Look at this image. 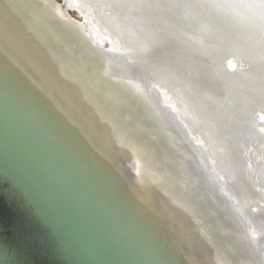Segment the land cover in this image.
Segmentation results:
<instances>
[{"label":"bare ground","instance_id":"bare-ground-1","mask_svg":"<svg viewBox=\"0 0 264 264\" xmlns=\"http://www.w3.org/2000/svg\"><path fill=\"white\" fill-rule=\"evenodd\" d=\"M65 2L67 5L66 0ZM78 2L85 15L93 18L102 31L116 40L117 48L100 49L103 54L101 56L114 62L118 70L128 71L135 76L133 79L140 90L136 92L138 99L144 97L148 100L142 102L161 121L163 119L166 122L169 132L177 141L181 138L188 146L186 140L194 139L209 148L208 150L211 149L212 158L206 154L207 159L213 160L214 170L219 166L224 167L222 169H225V173L222 172V176L226 180L220 182L232 193L227 192L223 199L216 195L219 184L214 178L219 180L220 174L213 172L211 165L209 170L213 178L205 174L203 167L206 161L200 150H196L198 155H195V161L186 154L189 165L182 161L185 164L183 165L178 158L175 160L167 157L165 161L163 149H166V154H169V150L158 141L157 148L149 145L153 139L146 142L147 144L137 140L140 146L131 141L130 133H125L121 122L124 124V119L134 122L135 117L126 116V113L118 115L113 111L119 117L116 118L108 113L106 106L108 103L120 108L114 94L108 95V86L105 84V81H112L108 73L113 72L112 66L100 60L102 66L93 59L88 50L74 46L72 38L62 25L64 23L54 18L49 8L40 7L35 0H0V29L4 30V35L8 33L7 38L10 40L6 42L4 36L0 37V47L76 121L86 127L84 130L151 200L150 193L156 195L162 186V189H169L173 194L171 196L167 190L162 191L166 202L172 197L171 203L175 209H178L176 202L179 200L189 210L193 204L197 207L194 197H202L197 196V191H208L212 201L206 197V203L211 202L212 206L217 204L221 212L225 211L224 219L221 220L224 224L221 228L216 226L214 230L211 222L204 225L205 220L201 219L199 229L203 228L207 232L214 250L217 251L218 248L217 255L220 258L228 260L229 264H264V207L259 210H254L256 206L253 207L260 195L258 184L253 176L243 180L235 172L239 167L234 157L235 145L231 147L229 144V139L234 140L237 121L242 122L240 118H243L251 122L252 116L246 110L255 114L264 112V97L260 98L258 94L259 91L264 93V36L258 31L254 33L246 22L257 17L254 7L259 15L264 16V1ZM191 9L193 12L189 15ZM19 15L26 18L28 26L19 24ZM205 25L215 29V32L210 34L207 28L204 29ZM245 27L246 31L243 29ZM91 50L94 51L93 48ZM228 53L247 62L246 68H228L224 58ZM102 69L105 74L100 73ZM161 83L171 94V100L167 104L164 101L165 93L157 86ZM111 85L113 87V81ZM102 86L105 87L101 90ZM123 89L131 93L126 83ZM121 116L123 121L120 122ZM178 118L180 119L177 120ZM257 118L260 120V116L257 115ZM180 120L188 127V135L182 134L183 130L175 125ZM226 125L232 126V129L226 128ZM221 127L229 132L223 133ZM256 128L260 129L259 126ZM200 137L203 138L202 142ZM151 143L154 144V140ZM178 143L181 145V142ZM226 158L232 159L236 166L225 161ZM248 169L250 170L249 166ZM235 187L238 189L237 193ZM221 200L228 205V212L222 207ZM236 207L241 210L242 215L239 211H234ZM209 208L214 215H218L216 207ZM163 212L171 220L169 214L165 210ZM227 221H233V226L240 233L234 231L232 226H225ZM218 232L223 233L226 244L223 243V235L216 239ZM199 241L202 247L200 250L206 258L199 256L203 264H212L211 261L214 263V251L205 246L201 238ZM222 259L223 264H228Z\"/></svg>","mask_w":264,"mask_h":264},{"label":"water","instance_id":"water-1","mask_svg":"<svg viewBox=\"0 0 264 264\" xmlns=\"http://www.w3.org/2000/svg\"><path fill=\"white\" fill-rule=\"evenodd\" d=\"M254 12L257 17L246 22L264 36V16L255 7ZM5 34L0 29V37L10 41ZM239 63L246 68L247 62ZM258 94L264 97L262 91ZM246 111L251 122L235 120L234 140L229 139V144L235 145L233 156L239 166L235 172L243 180L249 176L258 180L264 177V133L256 128L262 126L258 114ZM177 122L181 133L188 135L184 122ZM81 125L0 47V264H203L199 256L206 258L199 238L214 251L211 263L223 264L217 246L216 251L207 232L199 229L201 219L204 225L211 222L213 229L224 224L217 204L206 203V197L212 201L208 191H197L202 197H194L197 207L193 204L192 210L179 200L175 209L172 197L166 202L162 191L167 189L162 186L156 195L150 193L152 201ZM130 138L140 146L139 139ZM155 142L149 145L157 148ZM186 142L194 155L196 150L202 152L205 174L212 177L213 160L207 159L212 158L211 149L196 146L194 139ZM222 168H211L220 174L219 180L214 179L221 199L232 193L220 182L226 180ZM209 207H216L218 215ZM222 207L229 211L223 202ZM234 211L241 214L237 207ZM233 224L227 221L225 226ZM219 235L223 233L218 232L216 239ZM222 240L226 244L225 236Z\"/></svg>","mask_w":264,"mask_h":264},{"label":"rangeland","instance_id":"rangeland-1","mask_svg":"<svg viewBox=\"0 0 264 264\" xmlns=\"http://www.w3.org/2000/svg\"><path fill=\"white\" fill-rule=\"evenodd\" d=\"M35 1L40 7L45 6L44 8H47V9L49 8L50 13L53 15V17L64 23L62 25L65 26L68 36L72 38V41L74 42L73 43L74 46L83 47L84 51L88 50L89 54L93 57V59L97 63H100L102 66L103 64L101 63L100 60H103V62L108 63L109 65L112 66L113 72H108V73L109 75H111L110 78L113 81V87L111 85L112 81L110 80L105 81V84L108 86V90H109V92H107L108 95H111L112 93L114 94V99L118 101V103L116 104L119 105L120 108H117L114 105L112 106L108 105V103L106 104V106L109 110L108 111L109 114L115 115L114 114L115 112L113 113V111H116L118 115H120L121 113H126V116L133 115L135 117L134 122L129 119H124L125 121H123L122 116H121V119H119V120H122L124 122V125L129 129L130 136H133L139 139L141 143H146L152 139L156 142L158 141V143L160 142L162 145H164L169 150V154H166L165 152L166 149L165 148L163 149L162 155L164 154L163 158L165 161L167 157L168 158L171 157L172 159H175V160L179 159L178 161L179 162L181 161L182 164L184 162L189 165L187 155L195 161V155L189 149V147L185 145L183 140L181 138L178 139V141L181 142V145H180L176 137L169 132L166 122L163 119H162L163 121L162 122L152 112L151 108L147 104L142 102V100H146V99H144V97L140 98L141 101L138 99L136 92L140 90L133 79L135 76L128 71L123 72L121 70H118L117 65H115L114 62H112L108 58H105L104 56H103L104 58L101 56L103 54L100 51V49L114 50L117 48L116 40L112 39L109 35H107L104 31H102V28H100V25L95 20H93V18L92 19L88 18L85 15V13L79 8L78 0H73L72 2L69 0H66L68 4L65 7L60 5V4H63L65 0H55V1L54 0H35ZM68 6L70 7V9L66 11V8ZM90 16L92 15L90 14ZM25 19L21 18V16L19 15L17 21L19 22L21 26H24V25L28 26V24L25 22L26 21ZM76 33L79 35V37ZM91 48H93L94 51H92ZM98 51L100 53H98ZM96 53H98L97 58H95ZM224 58H225V64L228 68H231L233 70H235L237 67L241 68V65L239 63L241 59H238V57H235L232 53H228ZM100 73L105 74L106 72L105 70L102 69ZM125 83L129 85L131 93L124 91L123 86ZM157 86L161 87V89L160 88L159 89L165 93V96H164L165 104L169 103L171 100V97H170L171 94L166 90V87L164 86V84L162 83L157 84ZM104 87L102 86L100 89L102 90ZM113 89L115 91H113ZM257 114L258 116H260V121H262V125H264V112L257 113ZM115 116L116 118H119L117 115ZM260 130L264 132V127L261 126ZM167 135H168V138H167ZM197 139H199V137ZM202 139L203 138L200 137L201 142L203 141ZM168 141L170 143H168ZM196 143L200 144L199 141H196ZM262 179H264V177L259 178L258 180L256 179V183L258 184V190L260 191V195L259 197L257 196L258 200L256 204L253 205V207L256 206L254 207V210H259L260 207H264V187H263L264 184H263ZM196 182L198 181L196 180ZM234 231H237L238 233H240L235 226H234ZM253 236H256V235L253 234ZM239 238L240 237H238V239Z\"/></svg>","mask_w":264,"mask_h":264}]
</instances>
